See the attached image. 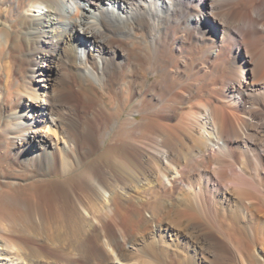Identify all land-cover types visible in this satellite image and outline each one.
<instances>
[{
    "label": "bare ground",
    "instance_id": "1",
    "mask_svg": "<svg viewBox=\"0 0 264 264\" xmlns=\"http://www.w3.org/2000/svg\"><path fill=\"white\" fill-rule=\"evenodd\" d=\"M135 257L264 264V0H0V264Z\"/></svg>",
    "mask_w": 264,
    "mask_h": 264
},
{
    "label": "rangeland",
    "instance_id": "2",
    "mask_svg": "<svg viewBox=\"0 0 264 264\" xmlns=\"http://www.w3.org/2000/svg\"><path fill=\"white\" fill-rule=\"evenodd\" d=\"M34 59V58H33ZM63 68V67H62ZM62 68H60V71L61 70H64V68L62 69ZM57 71H59V69H56L55 71H53V75H57ZM32 73V72H31ZM59 77L61 78V79H63L62 81H64V82H62V84H61V88H63V90H64V92H67L66 93V95H68L69 97H71V98H73V103H75L76 104V106L75 107H77L78 108V111L79 112H82V110H84V105L85 106H87L86 107V109L87 108H89V109H91V110H89V109H87V111L90 113V114H92L93 112H95V113H97V115H98V113H99V111H98V109H96L97 107H94V106H89L88 104H86V102H84L85 100H83V99H85V97L84 96H82L83 95V93H82V91H81V88H80V85H79V82L78 81H73V80H71L69 77H63L62 75H59ZM66 78V79H65ZM69 78V79H68ZM68 81V82H67ZM65 86V87H64ZM66 89V90H65ZM69 91V92H68ZM79 91V92H78ZM82 94V95H81ZM82 97H81V96ZM81 100V101H80ZM78 101V102H77ZM72 103V102H71ZM71 103H69V104H67V108H69L68 106H70L71 105ZM83 103H85V104H83ZM72 106V105H71ZM83 107V108H82ZM81 110V111H80ZM95 110V111H94ZM47 188V189H46ZM53 189V190H52ZM58 189L59 188H57V186H53V185H47V186H42V187H39V189H38V193H39V201H38V203L42 206V207H45L46 209H49V210H51V211H54V210H56V206L58 205L57 203L59 202V200H58V193H59V191H58ZM57 191V192H56ZM41 195V196H40ZM138 260V263L137 262H135V261H137ZM143 259V260H142ZM132 261L133 262H135V263H133V264H153L152 263V260H148V259H146L145 260V258H136L135 257V260H134V258L132 259V260H130L129 262L130 263H132ZM146 261V262H145ZM148 261H149V263H148ZM145 262V263H144ZM221 262V261H220ZM226 262H228V264H229V262H230V264H233V262H232V260H228V261H226ZM155 264V263H154Z\"/></svg>",
    "mask_w": 264,
    "mask_h": 264
}]
</instances>
